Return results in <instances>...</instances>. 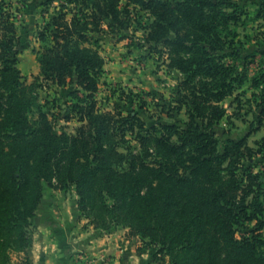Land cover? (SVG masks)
Listing matches in <instances>:
<instances>
[{
  "label": "trees",
  "instance_id": "16d2710c",
  "mask_svg": "<svg viewBox=\"0 0 264 264\" xmlns=\"http://www.w3.org/2000/svg\"><path fill=\"white\" fill-rule=\"evenodd\" d=\"M226 2L61 0L37 34L50 43L34 54L37 81L76 87L71 96L81 126L68 134L43 111L31 120L34 99L18 66L16 11L0 0V264H9L11 251L29 247L27 229L46 184L76 187L80 211L94 228H128L159 246L171 264H264V181L250 170L238 174L255 152L246 139L221 141L215 130L225 118L242 117L247 103L264 131V68L252 78L247 60L240 68V8ZM131 7L151 18L145 43L166 51L169 70L182 75L173 108L185 111L181 125L158 122L147 129L137 114L97 108L106 62L94 34L105 25L126 26ZM256 21L264 30V2ZM258 53L264 57V50ZM231 97L229 116L223 103ZM136 124L141 151H122ZM240 224L254 225L250 236L238 238Z\"/></svg>",
  "mask_w": 264,
  "mask_h": 264
},
{
  "label": "rangeland",
  "instance_id": "374dc122",
  "mask_svg": "<svg viewBox=\"0 0 264 264\" xmlns=\"http://www.w3.org/2000/svg\"><path fill=\"white\" fill-rule=\"evenodd\" d=\"M8 1L12 4V10L16 11L17 32L21 39L18 66L22 72L26 94L34 99L31 120L36 121L39 111H43L54 122L58 132L75 134L81 126L77 111H73L78 100L71 96L76 87L71 84L60 88L36 80L40 75V66L34 51H41L50 43L39 41L37 34L55 15L61 0H53L48 5V0ZM262 2L264 0H227L223 5L227 7L235 4L240 8L241 20L237 31L243 46V58L237 62L241 68L247 60L251 78L264 68V57L258 53V50H264V30L261 29L260 22L256 21V10ZM130 10L131 21L126 26L110 28L105 25L104 32L94 34L101 40L100 50L106 62V69L101 75L99 89L95 94L97 108L100 112L120 113L122 116L137 114L145 122L147 129L157 127L158 122L181 125L187 120L185 111L179 113L173 108L177 106L176 87L182 75L169 70L166 51H153L145 43L151 18L145 12L134 8ZM226 10L230 12L233 9ZM252 54H256L254 58L248 57ZM229 62L233 60L229 59ZM80 96H84V93L81 92ZM229 103L228 100L224 105L231 111ZM165 107L166 111H163ZM249 108L245 103V110L241 111L242 117L225 118L215 130L221 141L246 139V143L255 153L250 159L243 161L244 169H240L238 174L243 178L245 171L250 170L261 174L264 181V131L258 129L255 120L257 112H248ZM140 130V126L136 124L133 132L127 131L126 141L121 144L122 151L133 154L141 151L137 139ZM38 209L27 229L29 247L25 252L11 251L9 264H55L56 258H60L62 264H96L98 258L92 257L85 249L79 251V234L88 232L94 233L101 240L110 236L124 238L126 244L132 248L135 257L133 261L138 264H171L169 256L160 253L159 246L153 245L149 239L133 235L128 228H94L90 219L80 211L79 196L74 186L55 189L48 184L44 185L43 198ZM236 228L237 236L241 239L244 235L250 236L255 227L253 224H240ZM109 262L107 258L100 264Z\"/></svg>",
  "mask_w": 264,
  "mask_h": 264
},
{
  "label": "crops",
  "instance_id": "0c3cea01",
  "mask_svg": "<svg viewBox=\"0 0 264 264\" xmlns=\"http://www.w3.org/2000/svg\"><path fill=\"white\" fill-rule=\"evenodd\" d=\"M106 69V65H105ZM230 101L229 103V109L232 111H229L227 107H225V102ZM226 100L223 105L227 110V114L231 116L233 114V108L234 105L233 100L234 97L229 98ZM42 210V206L40 208ZM85 249L92 257L98 258V261L96 264H100L103 260L107 259L110 261L107 264H138L137 262H134L133 259L135 257L133 256L132 248L127 243L126 240L121 237L116 238L115 236H110L107 239H99L97 236L94 235V233H83L79 234V251ZM43 256L46 257V254L43 253ZM55 264L61 263L60 258H56ZM59 259V260H58ZM57 261V262H56ZM139 261V260H138ZM40 264V263H39ZM43 264H53V263H43ZM62 264V263H61Z\"/></svg>",
  "mask_w": 264,
  "mask_h": 264
}]
</instances>
